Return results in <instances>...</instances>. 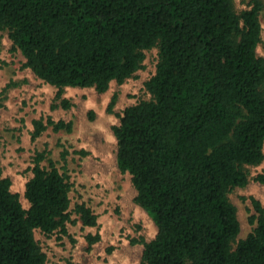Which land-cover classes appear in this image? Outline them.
<instances>
[{
  "label": "trees",
  "instance_id": "16d2710c",
  "mask_svg": "<svg viewBox=\"0 0 264 264\" xmlns=\"http://www.w3.org/2000/svg\"><path fill=\"white\" fill-rule=\"evenodd\" d=\"M249 4L236 12L232 0H0V30L23 65L56 88L51 107L72 105L66 86L101 93L122 83L157 48L144 81L150 97L126 106L112 126L117 167L157 228L148 241L130 239L143 245L136 264H264V207L250 198L252 228L238 238L229 197L264 158V58L256 52L264 5ZM32 126L35 139L49 126L70 131L71 121L47 116ZM31 173L24 207L0 166V264H46L35 230L68 235L72 213L97 225L85 203L71 209L68 177L46 150L34 153ZM254 179L264 183V173ZM85 239L89 250L100 235Z\"/></svg>",
  "mask_w": 264,
  "mask_h": 264
},
{
  "label": "rangeland",
  "instance_id": "374dc122",
  "mask_svg": "<svg viewBox=\"0 0 264 264\" xmlns=\"http://www.w3.org/2000/svg\"><path fill=\"white\" fill-rule=\"evenodd\" d=\"M251 0H232L236 12L249 7ZM264 5V0H260ZM260 42L256 52L264 58V6L259 14ZM25 58L12 47L6 30H0V166L2 175L11 180V190L17 192L24 207V186L31 177L32 158L36 151H47L60 172L68 177L71 209L85 203L97 215L96 226H85L74 213V222L66 224L68 235L54 232L34 235L46 253V264H136L143 245L130 243L142 236L152 239L157 228L134 201L136 191L131 177L121 172L116 163L117 144L112 126L119 123L123 109L150 95L144 81L155 71L157 48L145 50L142 68L122 83L111 81L107 90L93 87L63 88L62 96L71 106L51 107L56 88L38 78ZM115 102L108 111L112 96ZM47 116L53 120L71 121V130L54 131L47 127L40 136L31 138L32 121ZM83 150L81 154L78 151ZM41 165H47L46 159ZM248 182L234 187L229 194L236 206L240 224L238 238L245 237L252 225L248 217L254 212L250 198L264 207V183L254 179L264 173V158L260 164L247 166ZM99 233L100 239L87 250L85 235ZM113 246L111 252L106 249Z\"/></svg>",
  "mask_w": 264,
  "mask_h": 264
}]
</instances>
